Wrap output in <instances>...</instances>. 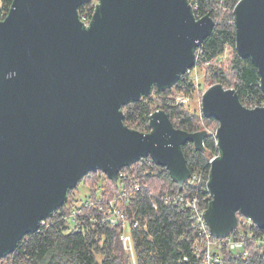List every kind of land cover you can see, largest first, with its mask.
I'll use <instances>...</instances> for the list:
<instances>
[{
    "label": "water",
    "instance_id": "water-1",
    "mask_svg": "<svg viewBox=\"0 0 264 264\" xmlns=\"http://www.w3.org/2000/svg\"><path fill=\"white\" fill-rule=\"evenodd\" d=\"M89 1L13 0L0 19V259L88 172L115 182L119 169L150 157L181 189L190 176L182 146L204 151L206 130L177 129L158 110L141 133L121 109L192 69L213 19H197L188 0H96L85 28L79 8ZM233 17L234 48L255 64L264 92V0H238ZM201 111L218 121L202 213L211 236L228 237L238 214L264 230V106L245 108L233 89L212 84Z\"/></svg>",
    "mask_w": 264,
    "mask_h": 264
},
{
    "label": "trees",
    "instance_id": "trees-1",
    "mask_svg": "<svg viewBox=\"0 0 264 264\" xmlns=\"http://www.w3.org/2000/svg\"><path fill=\"white\" fill-rule=\"evenodd\" d=\"M12 1L0 0V19L5 16ZM188 1L196 6L194 13L198 17L208 15L214 21L210 35L201 44L196 67L211 64L207 71L212 84L233 89L245 108L264 106L258 69L249 57L241 58L236 50L233 53L228 69L232 86H228L231 82L222 67L225 61L221 59L226 47H234L235 43L233 11L238 0ZM90 10L92 3L88 2L79 8V13ZM195 88L193 80L185 74L170 88L158 90L153 86L150 95L129 102L121 111L123 124L141 133L150 132L148 117L158 110H163L177 129L188 133L208 131L203 141L204 151L195 150L191 143L181 148L190 174L200 171L208 174V155L218 153L213 136L218 121L214 117H204L201 107L197 113L186 109ZM153 94L161 96V100L152 99ZM178 95L185 96L187 102L177 104L175 98ZM154 103H157L155 108L152 107ZM80 182L87 188L83 201L77 199L74 189L68 191L66 201L51 213L47 223L40 224L34 233L25 234L13 252L0 260V264H202L203 254L199 248L203 244L196 242L197 232L193 228L190 211L165 204V197L182 189L172 180L166 167L158 166L146 157L119 169L115 182L100 169L88 172L78 184ZM135 185L138 187L134 191ZM188 190L197 194L204 205L210 203V200L201 201L202 197H208L201 188L188 187ZM112 201L126 217L131 251L126 250L120 240L123 232L121 224L110 227L92 222L98 206ZM86 202L89 204H84ZM152 202L156 203V207L152 206ZM138 217L140 225L145 224V229L132 228L133 220ZM230 235L244 242L248 256L243 257L242 251H229L222 244L220 264H264V244L257 241L262 239L263 229L245 228L240 221Z\"/></svg>",
    "mask_w": 264,
    "mask_h": 264
},
{
    "label": "built area",
    "instance_id": "built-area-1",
    "mask_svg": "<svg viewBox=\"0 0 264 264\" xmlns=\"http://www.w3.org/2000/svg\"><path fill=\"white\" fill-rule=\"evenodd\" d=\"M90 3H92V10L90 11H84L83 13H79V19L82 25L87 28L89 27V24L91 22L92 16L94 14V9L97 4L96 0H90ZM191 5L192 11L196 10V6L189 2ZM194 16L199 19L195 13ZM201 47V46H200ZM200 47L196 48L195 54H196V59H198L199 55L201 54V49ZM197 61V60H196ZM197 63V62H196ZM194 70H197L196 64L192 69H189L185 72L188 76H190V73ZM183 74V75H185ZM182 75V76H183ZM194 82V77L192 78ZM187 98L183 95H178L175 98V102L177 104H184L187 102ZM216 130V129H215ZM208 132V131H207ZM212 134V133H209ZM213 136L215 138V145L218 149L217 145V139L215 137V131L213 133ZM211 156H208L207 159V166H209V170L207 171L208 174H205L203 171H200L199 173H193L190 174V176L187 178V180L182 184L181 190L179 193L175 195H170L164 198L165 204H171L173 206H177L181 211L187 209L190 211L191 214V220L193 223V228L197 232V237H196V242H200L203 244L202 248H199L200 252L203 254V261L202 264H220V254H221V245L224 244L227 246V250L229 251H242L243 252V257L248 256V252L244 250V242L241 240H235L231 235L224 239H216L211 236L209 227L205 220L202 217V213L204 210L207 209L208 204L204 205L199 201L198 195L191 194V192L188 190L189 188H201V190L206 191L208 194V197H202L201 201L207 202L211 200V196L209 194L208 188H207V182L209 180V173H210V168H211V161L219 156V151L217 154L213 155L210 154ZM121 175V174H120ZM138 185L134 186V191ZM190 193V194H189ZM208 199V200H207ZM84 204H89V203H84ZM152 206L156 207V203L152 202ZM139 218L134 219L132 222V228H144L145 229V224L140 225L139 223ZM42 221L41 225L46 224L47 221ZM241 221V225L245 228H256V224L253 223V221L250 218H246L244 216H241L240 214L238 215V222ZM92 222L104 224L110 227H114L117 225H122L123 226V232L120 235V240L124 246V248L128 251H131V239L130 235L126 230V217L124 215V212L118 207L117 204L112 202H107L104 205L98 206L97 213L96 215L92 218ZM264 237V235H263ZM262 239H257V241H262L264 244V238ZM2 260V259H0Z\"/></svg>",
    "mask_w": 264,
    "mask_h": 264
},
{
    "label": "rangeland",
    "instance_id": "rangeland-1",
    "mask_svg": "<svg viewBox=\"0 0 264 264\" xmlns=\"http://www.w3.org/2000/svg\"><path fill=\"white\" fill-rule=\"evenodd\" d=\"M235 52V48L233 46H227L226 47V51L223 54L222 57V61L224 62V66H222L225 70H226V74L228 75V79L231 82L230 85L228 86H232L233 85V80L232 77L230 76V72H229V62L232 59L233 53ZM200 57V55H199ZM213 64V61L211 62ZM202 65L201 67L197 68V70H194L190 73V79H192L194 77V86L196 87L194 89V93L192 94L193 98L191 99L190 104L186 107V109H188L191 113H197V110H199V108L201 107V98L200 95L202 97L203 91L209 87L210 85H212L213 81L210 78L209 74H208V69L207 67H210L211 64H206ZM220 65V64H218ZM154 95V94H153ZM152 99L156 100L157 102H159L161 100V96H152ZM188 102V103H189ZM157 105V103H154V105L152 106L153 108H155ZM74 191L77 193L78 198L81 201H83L84 199V195L85 193H87V188L83 185L82 182H80L75 188ZM128 232V231H127Z\"/></svg>",
    "mask_w": 264,
    "mask_h": 264
}]
</instances>
